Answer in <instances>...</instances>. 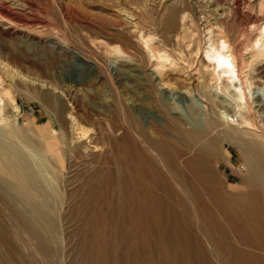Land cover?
<instances>
[{"label":"bare ground","instance_id":"bare-ground-1","mask_svg":"<svg viewBox=\"0 0 264 264\" xmlns=\"http://www.w3.org/2000/svg\"><path fill=\"white\" fill-rule=\"evenodd\" d=\"M240 4V0H233L235 7L231 5V9L236 10ZM258 6L259 13L264 14V0H260ZM216 8L215 18L217 22L222 21L219 33L207 36L204 44L198 45L196 53L198 55L203 48L204 69L224 93L221 102L228 101L237 109L245 110V103L250 101L247 90L248 94L252 93L255 77L264 83V71L252 75L253 79L242 80L241 72L237 71L236 54L223 26L230 6L218 4ZM33 12L30 0H0V14L17 24L30 26L42 22ZM253 20L257 24L255 28L248 27L249 33L242 42V48H251V56L263 61L264 20H255L247 14L241 16L240 25L243 27ZM71 21L72 18L69 21L72 26ZM240 31L243 33L242 29ZM75 38L80 44L78 30ZM139 38L146 56L151 63L154 62V74L160 76L153 81L157 85V93H144L145 96H134L127 102L123 98L118 99L115 108H111L112 116L106 119L107 126L100 127L109 147L94 156L97 157L95 165H87L85 180L73 195V211L84 214V264H264V135L234 126L219 128L214 117H208L205 126L197 127L202 125L201 121L196 126H189L190 121L183 113L174 114L171 111L174 107L169 110L172 104L182 109L179 99L159 86L168 70V54L155 46L152 34L141 32ZM15 45L19 47L18 51L27 50L19 41H14ZM105 50L112 66L128 58L120 45L106 47ZM46 51L53 50L47 47ZM54 63L55 58L48 56L40 66L42 73L52 77L50 69ZM138 72L135 76L145 77L141 70ZM151 74L153 76V72ZM7 75H11L9 66L0 65V207L21 225L20 229L30 234L32 240L36 238L43 254L49 256L50 248L40 232L41 228L30 227L26 213L44 214V191L53 185L57 168H62L59 171L64 179L69 152L63 150L68 133L62 129L68 125L66 113L69 111L75 116L76 112L60 101L55 92L31 93L52 110L59 128L63 127L56 134L51 128L56 137L55 152H51L50 147L47 148L41 139L28 131L22 129L17 133L5 116L6 97L10 100L8 102L18 107L11 88L3 87ZM138 89L135 87L133 91L138 93ZM206 92L204 96L213 103L219 102L215 99L220 97L218 94L213 96ZM147 104L162 112V123L157 124L153 116L158 110L148 108ZM188 107L193 109L189 104ZM138 108L149 111H145L148 122ZM245 120L251 123L250 119ZM74 121L73 127L80 129L83 136L93 129L78 121L76 116ZM223 139L233 143L241 153V167L232 161L230 155H221L219 143ZM66 145L69 146L68 143ZM72 146L77 147L75 144ZM78 147L75 150L71 148V153L75 152L81 158L86 156L80 151L86 145L82 149ZM227 151L230 153L229 149ZM219 158L233 167L240 178L222 179L215 164ZM21 263L32 264L27 260Z\"/></svg>","mask_w":264,"mask_h":264},{"label":"rangeland","instance_id":"rangeland-1","mask_svg":"<svg viewBox=\"0 0 264 264\" xmlns=\"http://www.w3.org/2000/svg\"><path fill=\"white\" fill-rule=\"evenodd\" d=\"M240 1V7L235 10L231 9L236 5H233V0H30L32 12L35 11L33 13L40 18L38 21H42L30 26L17 24L0 14V65L9 66L12 75L5 77L3 87L11 88L18 106H13L6 97L3 110L8 120L13 123L15 131H28L38 140L41 139L47 148L50 147L51 152H55L56 137L52 129H55L56 134L63 127L59 128L58 120L52 116V110L32 95L40 91L55 92L60 101L76 112L78 121L93 128L89 134L81 135V130L73 127L75 116L69 111L66 113L68 125L62 129L68 133L66 141L69 146L65 142V148L63 147V150L69 152L63 171L66 174L62 180V172L59 171L62 168H57L54 186H48L44 191V214L26 213L30 227L41 228L40 232L48 243L50 255H44L37 239L32 240L30 234L20 229L21 225L16 224L0 207V264H24L21 263L23 260L32 264H75L78 261L79 264H84V214L73 211V197L76 195L75 190L85 180V171L91 164L95 165L97 157L94 156L109 147L107 138L100 133V127L107 126L106 121L112 116V109L118 99L123 98L127 102L134 96L141 98L146 95L144 93H157V85L153 81L155 77L160 79V76L154 74V62L151 63L145 54L139 38L141 32L144 35L152 34L155 46L168 54V70L163 79L171 84L167 85L163 80V84L160 83L159 86L170 95H175L182 106L180 109L172 104L169 110L174 107L171 110L174 114L183 113L190 121L189 126H196L200 121L202 125L197 127L205 126L208 117H214L219 128L234 126L264 135V83H260L257 77L254 78L264 71V60L257 61L253 58L251 48H242V42L249 33L248 27L255 28L257 23L253 20L243 27L240 25L241 16L251 14L253 19L262 21L264 14L258 11L260 0ZM218 4H224L228 8L230 6L223 26L237 57V71L241 72L242 80L250 79L254 75L251 78L255 79L252 93L248 94L247 90L250 101L245 103V110L237 109L236 105L228 101L221 102L223 91L215 86L214 80L204 69L201 52L203 48L198 55L196 53L198 45H203L207 36L219 33L222 21L217 22L218 19L215 18ZM71 18L72 26L69 24ZM240 29L243 33H240ZM77 30L81 34L80 44L75 38ZM72 31L73 34L76 33L74 37ZM14 41L24 44L27 50L18 51L19 47L14 46ZM115 45H120L128 58L119 60L118 64L112 66L105 49ZM47 47L53 51H46ZM50 55L55 58L50 69L53 78L49 74L44 75L40 67ZM138 70H141L142 75L145 74L144 78L135 76V73H139ZM135 87L140 92L135 93ZM204 92L213 96L218 94L220 97L215 99L219 102L213 103L204 96ZM146 106L153 107L151 109L155 107L148 104ZM154 110H158L153 113L155 122L162 123V112L159 109ZM145 111L148 110L138 108V112L147 120L148 113ZM245 118L250 119L251 123H247ZM74 144L77 147L80 145V149L86 145L83 151L78 149L86 156L81 155L82 158H79L75 152L72 154L71 148ZM219 149L221 155H230L232 161L241 167L243 157L233 143L223 139L219 143ZM215 164L216 169L219 168L217 171L220 172V177L225 181L227 177L230 180L240 178L239 173H235L233 167L222 158Z\"/></svg>","mask_w":264,"mask_h":264}]
</instances>
